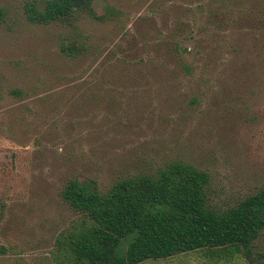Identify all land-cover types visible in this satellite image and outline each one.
Returning <instances> with one entry per match:
<instances>
[{
  "label": "trees",
  "instance_id": "trees-1",
  "mask_svg": "<svg viewBox=\"0 0 264 264\" xmlns=\"http://www.w3.org/2000/svg\"><path fill=\"white\" fill-rule=\"evenodd\" d=\"M96 1L0 0V30L13 31L22 10L53 44L31 67L0 63V133L23 145L102 118L101 134L157 129L166 153L109 181L70 168L59 195L76 218L56 239L59 260L143 264L202 251L253 264L264 184L226 200L216 179L264 120V0H145L131 25L123 8L106 0L99 12ZM188 126L217 139L215 150L183 146V135L163 148Z\"/></svg>",
  "mask_w": 264,
  "mask_h": 264
},
{
  "label": "rangeland",
  "instance_id": "rangeland-1",
  "mask_svg": "<svg viewBox=\"0 0 264 264\" xmlns=\"http://www.w3.org/2000/svg\"><path fill=\"white\" fill-rule=\"evenodd\" d=\"M111 2L127 13V24H139L137 18L145 15V0ZM106 3V0L96 1L99 12ZM14 16H19L14 19V30H0V63L22 61L31 67L30 62L47 56L53 44L43 28L24 22L22 10L14 12ZM29 74L33 77L35 70ZM8 78L11 84L20 85L27 77ZM101 120L97 118V127L84 122L77 127L68 126V131L45 130L40 142L36 141L39 135H32L33 139L26 145L0 133V264H64L59 260L56 239L76 218L59 195L70 168L109 181L115 173L143 170L153 160H159L147 157L149 154L154 157L166 154L161 150L162 139L157 129L129 132L115 129L101 134L98 132ZM181 135L184 139L180 144L186 147L190 144L196 148L200 144L212 152L218 144L217 139H210L203 130L188 126L163 148L176 145ZM240 142L243 149L233 154L232 163L218 165L216 187L226 200L264 184V120L244 131ZM156 150L161 151L155 154ZM180 150L191 155L187 148ZM69 154L75 155L74 165L69 163ZM199 155L198 151L192 153L195 158ZM252 257L253 264H264V233ZM246 261L238 253L223 260L193 251L143 264H244Z\"/></svg>",
  "mask_w": 264,
  "mask_h": 264
}]
</instances>
